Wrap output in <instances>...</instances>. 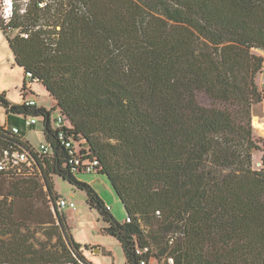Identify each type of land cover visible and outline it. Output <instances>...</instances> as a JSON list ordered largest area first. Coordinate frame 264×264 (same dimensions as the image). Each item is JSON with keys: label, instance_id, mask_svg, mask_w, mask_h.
Instances as JSON below:
<instances>
[{"label": "trees", "instance_id": "1", "mask_svg": "<svg viewBox=\"0 0 264 264\" xmlns=\"http://www.w3.org/2000/svg\"><path fill=\"white\" fill-rule=\"evenodd\" d=\"M0 27L15 64L56 101L0 92V158L26 149L31 160L0 170V264H94L56 215L53 175L87 192L128 264H264V137L253 123L264 0H29ZM29 117L43 119L48 153L26 141ZM60 129L99 161L131 221L76 176L85 171Z\"/></svg>", "mask_w": 264, "mask_h": 264}, {"label": "rangeland", "instance_id": "2", "mask_svg": "<svg viewBox=\"0 0 264 264\" xmlns=\"http://www.w3.org/2000/svg\"><path fill=\"white\" fill-rule=\"evenodd\" d=\"M29 0H14V9L17 5L21 12L26 8V3ZM0 0V14L2 10ZM257 54L264 56V50H255ZM8 56L7 60L2 58ZM30 81V78L25 73L24 69L15 64L13 53L10 51V46L7 37L0 27V91L7 93L10 101L14 103H21L23 100L22 87L24 81ZM257 84L259 89L264 93V67L257 77ZM33 94H29L30 98H34L37 106H45L50 108L56 105L55 99L46 90L42 83H33ZM254 111V127L256 134L264 137V100L253 108ZM57 112L53 113V119L56 118ZM31 118V117H29ZM38 123L35 126H30L27 129V138L35 146L39 148L44 141L43 134V119L37 117ZM7 112L5 107L0 106V125H7ZM261 153L255 154V163L260 164ZM76 176L85 182L90 183L104 199L107 205L112 206L111 211L113 215L120 221L126 218L127 212L110 181L107 177L102 176L96 172H76ZM99 177V178H97ZM56 193L60 196L73 200L77 209H66L63 212L66 215V222L74 239L81 244H90L88 250L84 249V253L89 260L94 264H128L127 258L121 242L114 236L103 232L105 221L103 220L99 210L93 208L88 203V194L85 190H81L64 179L60 175L52 176ZM96 179V180H95ZM116 195V196H115ZM42 238H45L42 232L39 233ZM101 247L100 249H95ZM152 263L158 264L156 259H152Z\"/></svg>", "mask_w": 264, "mask_h": 264}, {"label": "built area", "instance_id": "3", "mask_svg": "<svg viewBox=\"0 0 264 264\" xmlns=\"http://www.w3.org/2000/svg\"><path fill=\"white\" fill-rule=\"evenodd\" d=\"M1 5H2V12H1V17L4 19L6 23H9L13 17L14 14V0H1ZM47 4V1L42 2L40 5L45 6ZM25 11V9H23ZM28 36V35H26ZM27 76L30 78V81H27L26 86L24 88V91L22 94H24L23 102L24 104L28 106H37V102L34 98H30L29 94H33V83L37 82V78L33 77L32 73L28 72ZM22 91V90H21ZM38 123L37 117H31L28 118L26 121V125L28 127L30 126H35ZM63 117L59 116L58 121H57V127L61 128L63 126ZM15 132H19V127L15 126L13 129ZM59 137L63 141V143L66 145L67 148L71 149L72 157L69 159V162L76 166V167H81L84 169L85 172L92 173L96 171V166L99 164V161L97 159H94L92 161L90 160H85L83 156H80L75 153V150L73 149V143L70 140H66L65 132L63 130H59ZM44 151L45 153H48L50 151V147L46 142L41 143V146L39 147ZM21 162H26L29 165H31V160H30V153L28 150L24 149L23 151H10L6 150L4 155L0 158V170L4 169L9 163L13 164H18ZM78 169V168H77ZM55 205L57 206L59 211H64L68 208L76 210L77 205L76 203L66 197L60 196L57 200ZM109 208H111L109 206ZM131 217L126 215V218L124 221H131ZM148 248L145 249H138V253L147 251ZM174 257L170 256L168 257V262L169 264H174ZM142 264H146L145 261H142Z\"/></svg>", "mask_w": 264, "mask_h": 264}, {"label": "crops", "instance_id": "4", "mask_svg": "<svg viewBox=\"0 0 264 264\" xmlns=\"http://www.w3.org/2000/svg\"><path fill=\"white\" fill-rule=\"evenodd\" d=\"M10 51L12 52V50L10 49ZM13 53V52H12ZM8 59V56L6 55L5 56V58L3 57L2 59L5 61V60H7ZM9 60V59H8ZM1 92V91H0ZM22 102H23V100H22ZM21 102V103H22ZM45 138V137H44ZM26 141H28L29 143H31L29 140H28V138H27V134H26ZM43 142H45V139H44V141ZM42 142V143H43ZM33 145V144H32ZM34 148H36L35 146H33ZM102 176H105V175H102ZM99 177H100V174H99ZM99 177H97V178H99ZM105 177H107V176H105ZM108 178V177H107ZM96 180V179H95ZM112 186V185H111ZM98 192V191H97ZM99 193V192H98ZM117 194V193H116ZM100 195V194H99ZM116 196V195H115ZM116 197H118V195L116 196ZM104 200V199H103ZM110 206V205H109ZM111 210H113V208H112V206H111ZM125 219H122V221H124ZM96 249V248H95ZM99 249H100V252L102 251V249H101V247H99Z\"/></svg>", "mask_w": 264, "mask_h": 264}, {"label": "water", "instance_id": "5", "mask_svg": "<svg viewBox=\"0 0 264 264\" xmlns=\"http://www.w3.org/2000/svg\"><path fill=\"white\" fill-rule=\"evenodd\" d=\"M54 209H55V211H56V215L58 216V214H59V210H58V208H57V206L54 204ZM62 229H63V227H62ZM66 236V235H65ZM96 249H99V248H96Z\"/></svg>", "mask_w": 264, "mask_h": 264}, {"label": "bare ground", "instance_id": "6", "mask_svg": "<svg viewBox=\"0 0 264 264\" xmlns=\"http://www.w3.org/2000/svg\"><path fill=\"white\" fill-rule=\"evenodd\" d=\"M263 125H264V123H263Z\"/></svg>", "mask_w": 264, "mask_h": 264}]
</instances>
